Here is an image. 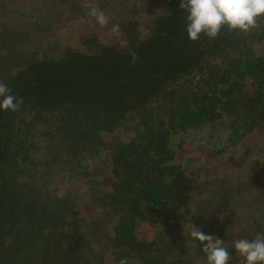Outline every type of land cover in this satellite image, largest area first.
Wrapping results in <instances>:
<instances>
[{"label": "trees", "instance_id": "obj_1", "mask_svg": "<svg viewBox=\"0 0 264 264\" xmlns=\"http://www.w3.org/2000/svg\"><path fill=\"white\" fill-rule=\"evenodd\" d=\"M19 1L0 0V82L23 100L0 111V264H179L200 179L178 152L213 132L217 157L247 161L229 151L264 131V19L191 42L181 0H160L145 29L141 0ZM90 6L109 17L105 37L119 24L111 45L48 46ZM142 223L164 240L140 239Z\"/></svg>", "mask_w": 264, "mask_h": 264}, {"label": "rangeland", "instance_id": "obj_2", "mask_svg": "<svg viewBox=\"0 0 264 264\" xmlns=\"http://www.w3.org/2000/svg\"><path fill=\"white\" fill-rule=\"evenodd\" d=\"M107 1L118 6L119 2L127 0ZM23 4L27 8L32 6L29 0L19 1L17 6L21 7ZM138 7L141 18L138 19L139 29H145V22H150L162 10L160 0H141ZM126 22L125 19L122 24ZM74 23L76 24L74 27L68 26V23L66 25L68 30L59 32L58 37L50 43L63 38L61 42L48 46L56 47L55 45L60 43L62 45L69 43L73 46L79 38L86 42L96 34L101 35L100 43L111 45L112 34L107 31L105 37L102 34L105 27L99 26L92 17L77 19ZM223 143L218 134L204 132L187 139L178 152V159L184 168L200 179L198 189L190 197L191 208L183 231L188 241L181 247L183 258L179 264H206L205 254L198 256L193 254L196 242L190 237L191 225L224 241L231 255L230 260H235L237 264L242 262L232 249L233 241L251 240L257 233H264V154H260L264 151V131H255L244 139L242 145L230 149L229 152L238 151L237 156L242 155L245 149L249 150L247 161L238 169H234L227 162V158L217 157ZM225 203L229 204L226 208ZM138 232L140 239L147 242L157 241L160 237L164 240L166 235L164 229L147 223H142Z\"/></svg>", "mask_w": 264, "mask_h": 264}, {"label": "clouds", "instance_id": "obj_3", "mask_svg": "<svg viewBox=\"0 0 264 264\" xmlns=\"http://www.w3.org/2000/svg\"><path fill=\"white\" fill-rule=\"evenodd\" d=\"M90 7L89 15L95 22L101 27L108 26L109 17L105 12L95 6ZM179 8L187 14L185 32L191 42L198 41L201 34L215 39L224 27L228 31L248 33L259 26V20L264 19V0H181ZM110 31L117 36L121 34L119 24H113ZM123 44L127 47V41ZM130 56L135 62V52H131ZM22 103V98L11 94V89L0 82V111L16 112ZM190 237L202 245L206 264H229L231 255L224 241L192 225ZM232 249L239 255L242 264H264V233H257L251 240H234ZM118 264H128L127 258H121Z\"/></svg>", "mask_w": 264, "mask_h": 264}]
</instances>
